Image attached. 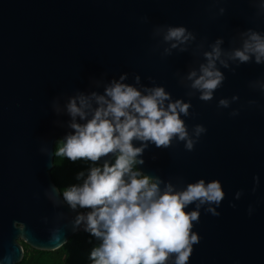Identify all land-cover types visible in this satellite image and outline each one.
<instances>
[{
  "label": "water",
  "instance_id": "water-1",
  "mask_svg": "<svg viewBox=\"0 0 264 264\" xmlns=\"http://www.w3.org/2000/svg\"><path fill=\"white\" fill-rule=\"evenodd\" d=\"M179 27L187 39H165ZM253 33L264 40V0H0V264L20 262L19 242L48 252L78 233L79 210L50 180L54 142L106 108L116 83L142 96L163 88L165 110L189 105L180 113L186 140L160 148L132 141L143 147L137 171L161 191L201 180L221 186L219 204L184 209L200 214L188 264H264V56L256 63L251 50L247 62L234 55L254 44ZM209 63L223 79L204 101L193 84ZM70 103L84 119L69 113Z\"/></svg>",
  "mask_w": 264,
  "mask_h": 264
},
{
  "label": "clouds",
  "instance_id": "clouds-1",
  "mask_svg": "<svg viewBox=\"0 0 264 264\" xmlns=\"http://www.w3.org/2000/svg\"><path fill=\"white\" fill-rule=\"evenodd\" d=\"M185 31L183 27L170 28L165 39L183 42L182 37L188 38ZM250 39L254 44L245 43L244 50L234 55L241 62H247L249 55L246 53L251 50L257 54L256 63H260V57L264 56V40L256 33ZM205 57L210 58V54L206 53ZM211 67V63L207 68L202 67L203 75L193 84L203 90L200 99L204 101L212 98V91L223 79L218 71H209ZM194 75L190 74V78ZM106 95L111 98L106 108H98L84 125L73 123L74 134L66 136L55 152L57 157L71 162L87 160L93 163L110 153H119L113 165L91 168L82 186H71L62 192L70 208L91 209L86 216L78 215L75 221L76 225L86 223L85 231L101 241L92 249L89 259L92 264H166L174 254L175 264H188L192 246L199 243L192 228L200 214L184 209L195 201L219 204L223 199L221 186L216 181L205 186L201 180L189 184L182 192H174L171 185H165L161 191L159 180L133 170L134 165L143 164V160L136 159L143 147H133L132 141L139 140L142 144L150 141L160 148L168 147L173 137L186 140L187 131L180 113L187 115L189 105L176 101L169 103L165 110L163 101L169 96L163 88H155L152 94L142 96L133 87L116 83L106 89ZM100 100L103 101V97ZM220 104L227 106L223 100ZM68 110L73 117L79 115L84 119V113L75 103H70ZM203 131L202 126L196 127L197 133ZM193 143L188 140L186 149L191 151ZM81 176L83 173L77 179ZM62 247L63 244L52 251Z\"/></svg>",
  "mask_w": 264,
  "mask_h": 264
},
{
  "label": "trees",
  "instance_id": "trees-1",
  "mask_svg": "<svg viewBox=\"0 0 264 264\" xmlns=\"http://www.w3.org/2000/svg\"><path fill=\"white\" fill-rule=\"evenodd\" d=\"M62 144L63 142L60 140L54 142L52 150V168L49 172V176L55 188L60 190L58 192L63 199L62 192L64 190L69 189L71 186H82L91 168H103V166H99L87 160L71 162L67 158L57 157L55 152ZM115 159L116 157L108 165H113ZM133 170L137 171L135 165ZM80 173H83V176L77 179ZM125 179L127 180V177H125ZM76 209L85 210L87 208H80L77 206ZM90 211L91 209H89V212ZM100 243V240L90 235L87 231H79L72 235L63 247L59 248L57 251H37L19 242L22 248V258L18 264H92L89 259V254L92 249L99 246Z\"/></svg>",
  "mask_w": 264,
  "mask_h": 264
},
{
  "label": "built area",
  "instance_id": "built-area-1",
  "mask_svg": "<svg viewBox=\"0 0 264 264\" xmlns=\"http://www.w3.org/2000/svg\"><path fill=\"white\" fill-rule=\"evenodd\" d=\"M78 210H79V212H80V215H84V216H86V215L89 213V209H85V210H80V209H78ZM85 228H86V223L81 222L80 225H79L78 232H79V231H85Z\"/></svg>",
  "mask_w": 264,
  "mask_h": 264
},
{
  "label": "bare ground",
  "instance_id": "bare-ground-1",
  "mask_svg": "<svg viewBox=\"0 0 264 264\" xmlns=\"http://www.w3.org/2000/svg\"><path fill=\"white\" fill-rule=\"evenodd\" d=\"M79 227V226H78Z\"/></svg>",
  "mask_w": 264,
  "mask_h": 264
}]
</instances>
